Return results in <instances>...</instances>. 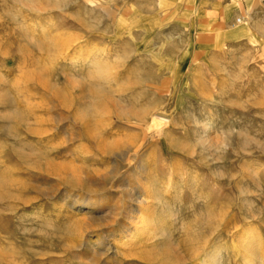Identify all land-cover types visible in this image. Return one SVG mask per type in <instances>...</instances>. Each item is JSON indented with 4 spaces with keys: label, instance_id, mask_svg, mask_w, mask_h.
<instances>
[{
    "label": "rangeland",
    "instance_id": "obj_1",
    "mask_svg": "<svg viewBox=\"0 0 264 264\" xmlns=\"http://www.w3.org/2000/svg\"><path fill=\"white\" fill-rule=\"evenodd\" d=\"M235 1L0 0V264H246L264 0Z\"/></svg>",
    "mask_w": 264,
    "mask_h": 264
},
{
    "label": "bare ground",
    "instance_id": "obj_2",
    "mask_svg": "<svg viewBox=\"0 0 264 264\" xmlns=\"http://www.w3.org/2000/svg\"><path fill=\"white\" fill-rule=\"evenodd\" d=\"M248 1V6L249 9L251 10L252 7V0H247ZM235 3L237 5L240 4V0H236ZM240 8V7H239ZM240 21L242 22V18H239ZM248 35L249 33V29L248 26H242L238 32H235L234 35ZM97 63V62H96ZM97 72L99 75H102V77H105V74L103 75L104 71L98 66L97 67ZM168 121L165 118H157V117H153L149 128L151 127H156L158 128V130H161L162 132L165 129V126L167 125ZM157 131V130H156ZM8 185L6 183L5 180L0 179V193L1 194H9V189L7 190ZM143 199V198H142ZM87 205L85 206L90 207L92 206L94 203L92 201H89L88 203H86ZM84 208V207H83ZM149 220V219H148ZM160 231V230H159ZM157 232V231H156ZM150 233V232H149ZM160 233V232H159ZM162 233V232H161ZM131 235H128V237H130ZM152 238V237H151ZM243 239V238H242ZM148 240V239H147ZM151 240V239H150ZM263 239L262 237L257 233V230L252 229L251 231H249L248 236L245 237L243 239V242L241 243V248L244 250L245 252V262L246 264H263V260H262V253L264 252V248H263ZM236 248V247H235ZM242 250V251H243ZM264 255V254H263ZM220 256V250L216 249L214 250L213 254H212V259H218V257ZM264 258V257H263ZM213 260V262H214ZM211 263V262H210Z\"/></svg>",
    "mask_w": 264,
    "mask_h": 264
},
{
    "label": "built area",
    "instance_id": "obj_3",
    "mask_svg": "<svg viewBox=\"0 0 264 264\" xmlns=\"http://www.w3.org/2000/svg\"><path fill=\"white\" fill-rule=\"evenodd\" d=\"M240 21V19H238V22Z\"/></svg>",
    "mask_w": 264,
    "mask_h": 264
},
{
    "label": "crops",
    "instance_id": "obj_4",
    "mask_svg": "<svg viewBox=\"0 0 264 264\" xmlns=\"http://www.w3.org/2000/svg\"><path fill=\"white\" fill-rule=\"evenodd\" d=\"M231 34V33H230Z\"/></svg>",
    "mask_w": 264,
    "mask_h": 264
}]
</instances>
